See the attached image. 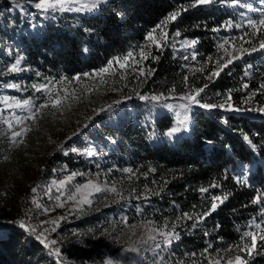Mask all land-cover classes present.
<instances>
[{"label": "trees", "instance_id": "1", "mask_svg": "<svg viewBox=\"0 0 264 264\" xmlns=\"http://www.w3.org/2000/svg\"><path fill=\"white\" fill-rule=\"evenodd\" d=\"M193 2L106 0L91 11L57 12L47 19L38 15L41 27L25 36L12 30H18L20 20H24L19 13L0 19V34L4 40H10L15 32L21 38L26 55L21 61L22 66L37 67L38 71L28 75V82L46 85L51 92H62L64 84L72 88L79 80L84 85L81 94L90 89L92 95H97L101 89L112 85L120 98L138 94H162L161 97H165L154 105L149 101L147 105L141 104L142 107L125 117L115 103L110 104L111 111L108 107L99 111L96 115L100 123L97 136L109 141L101 162L87 165L84 157L70 151L68 146L53 151L46 173L29 183L25 199L30 201L32 188L42 190L59 163L72 169H89L92 173L95 166L100 165L104 170L101 173L115 185L116 192L93 196L96 201L92 203V213L82 221L83 228H90L95 233L107 229L119 233L121 229H129L132 235L135 232V240H141L147 234L145 222H155L148 225L150 228L162 226L165 220L171 224L183 212L195 217L210 210L213 195L222 197L228 194L223 204L217 202V209L203 217L195 228L192 227L195 219H181L176 228L181 239L174 241L170 249L157 250L159 255L151 252L154 260L163 256L168 264H177L181 260L184 264H193L194 261L195 264H209V261L215 264L216 260L227 264L228 259L234 260L240 255L247 264H264V240L259 239L264 233L250 224L253 219L257 223L264 220L261 215L264 209V117L255 111L247 112L252 106L264 107V89L258 88L252 93L251 81L247 88L244 87L240 82L242 63H236L235 59L219 76L208 78L218 64H224L230 58L225 49L234 55L242 54L244 60H248L254 53H243L241 47L257 46L264 37V30L231 28L235 37L220 48L219 45L224 43L220 34H226L224 24L228 7L220 4L188 7ZM6 4L11 6L9 2ZM184 7L187 10L181 11L175 21L156 28L169 13ZM154 28L153 36L160 47L148 39ZM177 31L180 36L175 35ZM184 40L198 41L191 47L195 59L189 57L191 54H183ZM142 50L150 53L147 59H141ZM129 52L132 57L128 59V66L121 68L114 58L125 57ZM10 59L0 53V65L6 66ZM110 60L114 61V70L104 74L106 83L98 88L92 86L91 79ZM149 69L153 70L151 76L147 75ZM204 85L207 87L200 93L201 103L215 104L221 96L230 94L228 102L242 110L225 109L222 114L213 109L207 113L204 109L194 110L188 116V130L182 131L178 137L168 136L173 118L157 111L155 106L171 104L190 89ZM173 88L174 92L171 91ZM33 95L28 91L24 98L31 99ZM245 135L251 144L244 139ZM248 165L250 167L245 172ZM126 168L133 171H123ZM242 171L247 176V184L236 180L237 176L243 179ZM213 183L219 186L211 187ZM201 188H207L208 192H201ZM257 196L261 197L259 204L254 203ZM123 217H127L128 225L138 227L130 229L121 222ZM41 227L33 222L25 231L13 220L0 219V264H80L78 260L66 262L63 257L50 254L51 247L45 248L35 238ZM32 229H35L34 233ZM248 231L257 235L256 248L251 255L247 250H240L244 244H251L250 237L242 238V234ZM205 248H208L206 253Z\"/></svg>", "mask_w": 264, "mask_h": 264}, {"label": "rangeland", "instance_id": "2", "mask_svg": "<svg viewBox=\"0 0 264 264\" xmlns=\"http://www.w3.org/2000/svg\"><path fill=\"white\" fill-rule=\"evenodd\" d=\"M6 2H9L11 6H8ZM34 2L36 0H33V3H29L28 0H17L20 5L17 6L11 0H0V19H4V17L6 19L7 15L19 13L24 20L23 22L20 20L18 30L17 28L12 30L34 32L38 30V25H42V22L38 20L40 18H37L38 15L42 19H47L52 13H61L58 8L56 10L50 9L47 13L37 10L34 7ZM80 2H87V0H80ZM241 4L245 6H227L228 12L224 24L226 34H220L223 41L232 40L235 37L230 31L231 28L237 30L250 28L254 30L248 25L247 20L249 17L258 20L260 13L251 12L249 8L264 9V0H241ZM70 7L78 8L80 3L73 2ZM66 12L71 13L72 11ZM241 13L244 15H240ZM12 17L14 18V16ZM230 20L233 25L240 24L241 27H227L226 23ZM11 27L12 24L9 23V28ZM183 48V54H191L189 57L195 54L193 48ZM15 49L17 50L11 48L8 38L4 40L0 34V53L11 57L6 66L0 65V76L3 79L0 81V219L6 221L23 220L26 226L33 222L42 225L40 233H43L44 237L47 238L46 242L53 239L57 241L56 245H52L51 248L59 247L63 253L61 257L66 262L78 260L80 264H103L105 260L111 258L121 260L122 264H129L130 260H135L136 264H153L154 258L151 251L143 250L149 248L152 242L149 241L148 244L141 245L140 239L135 240L136 237L132 235L129 229H121L119 233L108 229L95 233L90 228H83L82 221L92 213V203L96 201L93 196L110 193L112 192L110 189L115 187L108 180V177L101 173L104 170L100 165H96L95 172L92 173L89 169L81 170V167L72 169L63 163H59V167L54 168L53 175L41 188L42 190L38 191L36 188H32L33 195L30 201L25 199V193L32 180L38 175L46 173L48 160L53 151L68 146L70 151L76 149L74 152L82 158L84 157L83 159L86 160L87 165L93 166L101 162L104 155L103 151L109 146V141L105 140L106 138L97 136L100 123L96 119V115L101 109H105L115 101H120L117 105L120 107V114L125 117L127 113L133 114L141 104L145 103L147 105L146 103L149 101L154 105L156 101L142 100L139 98L141 94L129 98H120L112 85L108 86L110 88L104 87L97 95H92L90 89L81 94L80 89L84 85L79 80L76 81V84H73L72 88H69L67 83L64 84L62 92H51L47 88L37 92L32 85H39L33 81L28 82L29 78H26V75H28L26 74L27 68L25 69L22 66V62L19 65L21 71H8L11 65L21 56H19L18 48ZM12 53L15 57H12ZM253 53L248 60H244L242 54L235 55L239 57V59H235V62L242 63L243 67L240 82L247 85L251 81L252 93L256 92L258 88L261 89V84H264V52ZM248 65H251V67H248ZM95 76L94 80L91 79V83L92 86L97 87L102 84L100 82L101 77L100 75ZM10 84L19 87H8L7 85ZM28 91H32V95L36 94V96L33 95L34 97L31 99L24 98L25 93ZM57 96L61 98V103L59 107L54 108L49 97L56 99ZM142 96L151 97L153 95L145 94ZM4 97L9 98V104L14 103L12 98L21 101L31 100L33 102L31 111L27 107H8L3 101ZM164 99L165 97H161L160 101ZM226 99L227 95L221 96L215 104L224 103ZM46 102L48 103L47 107H39ZM182 103H186V101L178 97L176 101L170 104L172 105L171 109L165 107V104L163 106L157 104L155 107L157 111L170 115L173 118V127H178L177 112L180 113L179 119H184V109L179 107ZM148 106L151 107L150 104ZM227 107L228 104H225L223 109L217 107L213 110L222 114ZM258 108L252 106L251 109ZM199 109H204L206 113L210 111V109L193 104L188 116L192 111ZM247 112L253 113L254 111ZM255 112L262 115L258 111ZM32 113H35L34 117ZM15 117H19L20 121L17 122ZM9 124H11V127H9ZM187 130L181 128L172 137H178L182 131ZM14 132H20L21 134L13 136ZM76 143L80 146L76 147ZM98 151L101 153H98ZM87 152H91L92 155H87ZM249 167V165L246 167L245 172ZM70 177L71 179H69ZM61 181L64 183L61 184ZM89 181L99 186L102 191L96 192L91 187L84 188L83 186L88 184ZM69 187L72 188L70 191L68 190ZM70 196L75 198L69 199ZM84 199L90 200L91 204L82 203ZM61 204L62 207L59 206ZM54 220L57 221L56 224L51 223ZM53 228H55V231H52ZM47 230L48 232H46ZM132 242H136L135 246L142 248L141 256L123 251Z\"/></svg>", "mask_w": 264, "mask_h": 264}, {"label": "snow or ice", "instance_id": "3", "mask_svg": "<svg viewBox=\"0 0 264 264\" xmlns=\"http://www.w3.org/2000/svg\"><path fill=\"white\" fill-rule=\"evenodd\" d=\"M11 2L13 4H16L17 6H20L17 3V0H11ZM29 3H33V0H28ZM73 2H77L80 3V7L78 8H72L70 7V5ZM106 0H87V2H83L81 3L80 0H36V2H34V7L37 10H42L43 12L47 13L50 9L51 10H56L57 8L59 9V11L64 12V11H84V10H88L91 11L93 9H96L99 7L100 4L105 3ZM216 4H220V5H225V6H230V7H235L237 5H239L240 7H244L245 5L241 4V0H194V2L192 4H190L188 7H196L198 5H216ZM187 10L186 7L184 8H178L176 11L169 13L167 17H165L164 20H162L160 22V24H158L156 26V28H161V26H167L169 21H175L177 19V17L181 14V11ZM249 11L251 12H258L260 13V18L258 20L256 19H252V18H248L247 23L249 26H251L254 30L256 31H260V30H264V9H260V8H249ZM240 15H244L243 13H241ZM227 27H233L235 26L236 28H240L241 25L240 24H235L233 25V22L230 20L226 23ZM156 28H154L152 30V32H150L148 34V39L150 41H152V43L156 44L157 47H160L159 43L157 42L156 38L153 36V33L156 31ZM213 31H218L219 29H212ZM165 36L167 35L166 33L164 34ZM176 36H180V32L177 31L175 33ZM253 35H255V32H253ZM198 41L196 40H184L182 42V47H194L197 44ZM228 43V41H224V43L220 44L219 47L220 48H224V44ZM260 50H264V38H261L259 40V45L258 47L256 45H252L250 49L248 48H243L241 47L240 51L243 53H250V52H256V51H260ZM225 53L230 57L229 59H227L224 64H218L216 70H214L211 75L208 77L209 79L212 78V76H219L220 72L224 70V68L228 67L229 64H231L233 62V59H239L238 56H235L233 53H229L227 51V49H225ZM150 55V53H145L143 52V50L141 51V59H147V56ZM129 57H132V53L129 52L127 54V56L125 57H116L114 58L115 63L120 64L121 68H126L128 66V59ZM187 57H185L186 59ZM193 59H195V54H193L192 56ZM23 59V57H19L16 62L14 64L11 65V67L8 69L9 72H18L21 71L22 69L19 67L21 60ZM153 59H158V57H154ZM209 59H211V57H209ZM121 60H123V63H121ZM113 60L108 61L107 66L105 67H101L100 69H98L97 71V75H100L101 77V83H106V81L103 79L104 74L106 73H111L114 69H113ZM248 67H251V65H248ZM142 74L143 71L141 70ZM153 73L152 69H149L147 72L148 76H151ZM247 75V73H245ZM85 75H89L88 73H85ZM76 79H79V77H76ZM187 78L185 77V80ZM8 87H19L18 85L15 84H10L7 85ZM33 88H35L37 91H41L42 89H46V85H32ZM207 85H204V87H197V88H193L190 89L188 92H186L185 94L180 96V99L183 101H186V103H182L180 104V108L184 109V119H179L180 117V113L177 112V117H178V127H173L169 130V132L167 133L168 136H173L175 133L179 132L181 130V128H183L184 130L188 129V112L191 110V106L193 104H197L199 105L201 108H205V109H214V108H224L225 104H228V107L226 110L229 111H241L242 109L240 108H235L233 107L230 103H228V101L231 100V95L229 94L227 99L224 101V103H220V104H209V103H201V101L198 99V97L200 96V93H202L204 91V88H206ZM245 88L248 87V85H244ZM261 89H264V84H261ZM171 91H175V89H171ZM161 95H153L151 97H146V96H140L139 98L142 100H146V99H150L152 101H156L159 102L161 99ZM14 100L13 104H9L8 97H4L3 101L4 103L8 106V107H15V108H22V107H27L29 109V111H31V105H32V101L31 100H18L15 98H12ZM52 107L56 108L59 107L60 103H61V98L59 96L56 97V99H51V97H49ZM249 99H251V97H249ZM115 104H119L120 101H115ZM48 103H44L41 104L39 107L40 108H44L47 107ZM165 107L171 109L172 105L170 104H165ZM108 110H112V105L108 106ZM101 111H104V109H101ZM247 111H258L261 114H264V107H259L258 109H247ZM32 116H35V113H32ZM15 119L17 120V122L20 121L19 117H15ZM225 123H227V121H225ZM9 127H11V124H9ZM26 131V129H25ZM21 133L20 132H14L13 136H19ZM245 140H248V142L251 144V141L249 140L248 136L245 135L244 136ZM208 143H212L211 141H207ZM62 147V146H61ZM253 147H255V145H253ZM73 151H76V149H73ZM67 154V153H65ZM87 155H92L91 152H87ZM243 169V166H241ZM123 171L131 173L133 170L130 168H126ZM75 175V174H73ZM241 175L243 176V179H241V176H237L236 180L238 183H243V184H247L248 180H247V176L244 175L243 171L241 173ZM71 179V177L69 178ZM64 182L61 181V184H63ZM219 185L213 183L211 185V187H218ZM84 188H94V190L96 192H100L102 191V189L97 186L94 185L91 181H89L88 184L83 186ZM79 191V189H77ZM112 192H116L115 187L110 189ZM201 192H208L207 188H201L200 189ZM157 195L159 193H156ZM75 197L70 196L69 199H74ZM139 198V197H138ZM228 198V194H224L222 197L221 196H216L213 195L211 197V207L209 211H206L202 214H196L195 217L192 214H189L187 212H183L180 216L176 217V221L172 222L171 224H169V222L167 220H165L164 224L162 226L159 227H148V225L150 224H155L154 221H147L144 224V227L147 230V234H146V238L141 237L140 240V244L141 245H146L149 243V241L152 242V244L150 245L149 248H145L143 249L144 251H151L154 253V255H159V253H157V250H166V249H170L171 246L173 245L174 241H179L181 239L180 237V233L176 231V228L178 226V222L181 219H187V220H196V223L192 224V227L195 228L197 226V224L202 220L203 217H206L208 215H210L211 211H215L218 207V203L219 204H223V202ZM261 197L257 196L254 203H261ZM82 203H88L91 204L90 200L84 199L82 201ZM39 206V205H38ZM59 206H63L62 204ZM140 211L139 207H138V212ZM261 215L264 216V209L261 210ZM121 222L123 224H125L127 227H129L130 229H135L136 227H138V225H128L127 224V217H123ZM14 223H17L18 226L21 229H24L25 231H28L29 229L27 228V226L25 225V222L23 220L20 221H14ZM52 224H56L57 221H51ZM250 224H254V226L257 229H260L261 233H264V220H262L261 222L257 223L255 221V219H253ZM33 233L35 232V229L31 230ZM52 231H55V228L52 229ZM135 234V232H133V235ZM207 235V233H205ZM43 237V238H42ZM243 237H250L251 238V244H244L243 247L240 249L241 251L247 250L248 254L251 255L253 249L256 248V241H257V235L251 231L248 232H244L242 234V238ZM37 240L40 241V243H42L44 245L45 248H50L52 245H56L57 241L56 240H51V241H47L46 242V237H44L43 233H40L38 235H36L35 237ZM260 240H264V235H260L259 236ZM136 242H132L129 244L128 247L124 248V252L125 253H135L137 256H141V251L142 248L141 247H137L135 246ZM209 247H211V244H209ZM239 247V246H238ZM230 251V250H228ZM204 252H208V248L204 249ZM50 254L55 255L56 257H61V250L59 247H55V248H51V252ZM191 255H195V253H192ZM103 264H122V261L119 259L113 260V259H107L103 262ZM129 264H136L135 260H130ZM153 264H168L167 261H165L163 256H160L158 260H154ZM177 264H184V262L178 261ZM193 264H195V261L193 262ZM209 264H212V261H209ZM215 264H220L219 260L215 261ZM227 264H247V261L242 258L240 255H236L234 260L233 259H228Z\"/></svg>", "mask_w": 264, "mask_h": 264}, {"label": "built area", "instance_id": "4", "mask_svg": "<svg viewBox=\"0 0 264 264\" xmlns=\"http://www.w3.org/2000/svg\"><path fill=\"white\" fill-rule=\"evenodd\" d=\"M39 28V27H38ZM20 33H21V35L23 36H25V35H27V33H28V31L26 32V30H23V31H20ZM15 35H18V36H15ZM15 37H17L18 39H16ZM9 44L11 45V48L13 49V50H17V49H15L16 47L18 48V52H19V56L20 57H23V59L22 60H24V58L26 57V55H25V52H24V47H23V45H22V42H21V38H20V36H19V34L18 33H14L12 36H11V38H10V40H9ZM21 60V61H22ZM25 69L27 68V73L26 74H28V75H30L31 73H32V71H38L37 70V67L36 66H31V65H27V66H23ZM28 75H26L27 77L26 78H29V76ZM262 116H264V114H262Z\"/></svg>", "mask_w": 264, "mask_h": 264}, {"label": "crops", "instance_id": "5", "mask_svg": "<svg viewBox=\"0 0 264 264\" xmlns=\"http://www.w3.org/2000/svg\"><path fill=\"white\" fill-rule=\"evenodd\" d=\"M39 27L41 26V25H38Z\"/></svg>", "mask_w": 264, "mask_h": 264}]
</instances>
